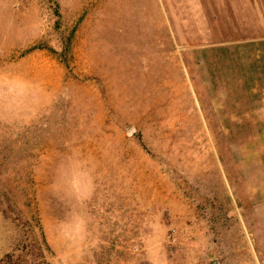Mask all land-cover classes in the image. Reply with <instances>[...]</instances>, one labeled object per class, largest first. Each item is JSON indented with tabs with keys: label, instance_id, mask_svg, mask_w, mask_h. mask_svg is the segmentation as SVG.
<instances>
[{
	"label": "rangeland",
	"instance_id": "rangeland-1",
	"mask_svg": "<svg viewBox=\"0 0 264 264\" xmlns=\"http://www.w3.org/2000/svg\"><path fill=\"white\" fill-rule=\"evenodd\" d=\"M172 16L0 0L4 263L264 264V37Z\"/></svg>",
	"mask_w": 264,
	"mask_h": 264
},
{
	"label": "crops",
	"instance_id": "crops-1",
	"mask_svg": "<svg viewBox=\"0 0 264 264\" xmlns=\"http://www.w3.org/2000/svg\"><path fill=\"white\" fill-rule=\"evenodd\" d=\"M167 1L163 3L173 6V16L167 17L170 20L237 21L243 22L245 27L249 22L254 29L250 28L243 36L264 37V0Z\"/></svg>",
	"mask_w": 264,
	"mask_h": 264
},
{
	"label": "trees",
	"instance_id": "trees-1",
	"mask_svg": "<svg viewBox=\"0 0 264 264\" xmlns=\"http://www.w3.org/2000/svg\"><path fill=\"white\" fill-rule=\"evenodd\" d=\"M43 240H44V239H43ZM43 243H44V245H46L44 241H43ZM13 255H14V250H13V251H7V252L5 253V257H2V258L0 259V264H6V263H4V262H9V261L12 259ZM7 264H8V263H7Z\"/></svg>",
	"mask_w": 264,
	"mask_h": 264
}]
</instances>
